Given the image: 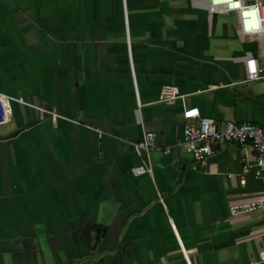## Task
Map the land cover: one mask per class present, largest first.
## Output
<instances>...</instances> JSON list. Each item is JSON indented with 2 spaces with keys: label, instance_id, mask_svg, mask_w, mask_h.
<instances>
[{
  "label": "crops",
  "instance_id": "obj_1",
  "mask_svg": "<svg viewBox=\"0 0 264 264\" xmlns=\"http://www.w3.org/2000/svg\"><path fill=\"white\" fill-rule=\"evenodd\" d=\"M226 14L232 24L211 43L190 0H0V92L80 124L11 104L0 125V264H254L261 213L229 214L264 191L243 171L250 145L220 142L201 161L179 145L188 107L217 128L264 130V79L244 81L239 59L264 62V42L240 39ZM166 85L178 97L157 102ZM147 131L156 148L133 151ZM139 165L150 171L133 175Z\"/></svg>",
  "mask_w": 264,
  "mask_h": 264
},
{
  "label": "built area",
  "instance_id": "obj_2",
  "mask_svg": "<svg viewBox=\"0 0 264 264\" xmlns=\"http://www.w3.org/2000/svg\"><path fill=\"white\" fill-rule=\"evenodd\" d=\"M190 4L206 12L208 25L213 13H232L235 21V32L240 39H255L264 42V0H243L242 8L230 9L227 4L217 3L216 0H190ZM258 5V16L261 20V26L258 30L246 31L243 23L242 10H247L248 7ZM264 53V49H261ZM244 68V81H254L264 79V62H258L256 58L245 52L240 58ZM255 61L256 71L250 70V62ZM178 97L177 90L174 86H163L157 97V102H168ZM13 102L35 108L47 114L51 121L63 119L75 125H80L78 121L67 118L55 111L46 108L26 103L20 98L12 97L0 92V125L9 123L12 118ZM183 119L181 126V139L179 145L182 150L187 153L194 161H201L214 152V148L220 142H232L237 145L249 144L253 153L252 162L246 165L243 171L249 167L253 171L255 177H259L264 184V130L258 125L249 122H235L226 120L220 128H217L215 121L209 117L199 113L196 107H188L181 111ZM83 127L92 130L97 137L105 134L101 129L82 125ZM133 151L137 153H147L156 148L155 134L147 131L138 141L130 142ZM170 151V147H165L162 150L163 154ZM150 167L139 165L131 168L133 175L149 172ZM230 176V174H228ZM239 184L244 183V179L240 176ZM257 211L261 213V222L264 228V191L260 198L250 199L229 206L230 215H238L242 213ZM264 264V245L260 246L257 252V260L254 264Z\"/></svg>",
  "mask_w": 264,
  "mask_h": 264
},
{
  "label": "clouds",
  "instance_id": "obj_3",
  "mask_svg": "<svg viewBox=\"0 0 264 264\" xmlns=\"http://www.w3.org/2000/svg\"><path fill=\"white\" fill-rule=\"evenodd\" d=\"M217 3L227 4L230 9L242 8L243 0H216ZM258 5L248 7L247 10H242L243 23L246 31L258 30L261 26V20L258 16ZM250 70L256 71L255 61L250 62Z\"/></svg>",
  "mask_w": 264,
  "mask_h": 264
},
{
  "label": "rangeland",
  "instance_id": "obj_4",
  "mask_svg": "<svg viewBox=\"0 0 264 264\" xmlns=\"http://www.w3.org/2000/svg\"><path fill=\"white\" fill-rule=\"evenodd\" d=\"M210 24L209 40L211 43H217L221 41L219 38L221 25L226 24L230 26L232 24V17L227 14L213 13L210 18Z\"/></svg>",
  "mask_w": 264,
  "mask_h": 264
},
{
  "label": "water",
  "instance_id": "obj_5",
  "mask_svg": "<svg viewBox=\"0 0 264 264\" xmlns=\"http://www.w3.org/2000/svg\"><path fill=\"white\" fill-rule=\"evenodd\" d=\"M95 234H94V237L92 239V242H91V250L96 254L97 252H100V249H101V242H102V236H103V233L101 234H98V229L95 228ZM42 246H43V253H47V249H49V246H48V241L47 239L43 238L42 239ZM38 251H40L41 249L40 248H37Z\"/></svg>",
  "mask_w": 264,
  "mask_h": 264
}]
</instances>
